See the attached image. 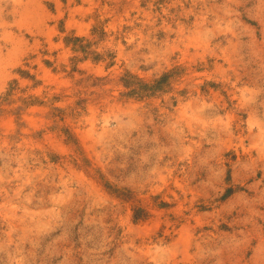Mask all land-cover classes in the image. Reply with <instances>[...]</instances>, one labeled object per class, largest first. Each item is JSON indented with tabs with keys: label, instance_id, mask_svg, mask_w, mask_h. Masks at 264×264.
Returning <instances> with one entry per match:
<instances>
[{
	"label": "rangeland",
	"instance_id": "rangeland-1",
	"mask_svg": "<svg viewBox=\"0 0 264 264\" xmlns=\"http://www.w3.org/2000/svg\"><path fill=\"white\" fill-rule=\"evenodd\" d=\"M0 264H264V0H0Z\"/></svg>",
	"mask_w": 264,
	"mask_h": 264
},
{
	"label": "trees",
	"instance_id": "trees-1",
	"mask_svg": "<svg viewBox=\"0 0 264 264\" xmlns=\"http://www.w3.org/2000/svg\"><path fill=\"white\" fill-rule=\"evenodd\" d=\"M92 34H97L98 38L101 39V37L104 35L103 31L98 30L97 28L92 29ZM66 44H71L72 50L74 52H78L81 54L80 60H85L88 58H91L93 61H99L103 60L105 57H112L111 53L107 54H99L95 53V51L92 49V46L96 44V41L89 40L85 37H74L73 39L66 40ZM171 76V72L162 74L158 79H154L152 82H144L142 79L138 78L137 76L125 72L120 77V82L122 86L126 89V92L123 93V96L127 97H136V98H145L153 96L154 94L158 92H165L169 85V78ZM8 92H11L8 90ZM80 102H84V99H80L78 102V105ZM20 109V108H19ZM57 111H63L64 109L60 108H54ZM118 197L127 200L130 195L128 192H122L118 193ZM141 210L137 209L133 214L134 221H137L141 218Z\"/></svg>",
	"mask_w": 264,
	"mask_h": 264
}]
</instances>
